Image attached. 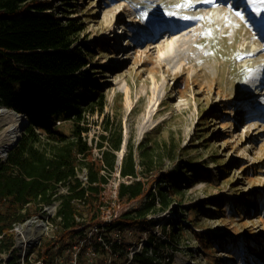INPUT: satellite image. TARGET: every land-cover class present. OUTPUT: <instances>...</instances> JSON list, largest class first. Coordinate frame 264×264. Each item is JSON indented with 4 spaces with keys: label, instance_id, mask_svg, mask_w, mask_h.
<instances>
[{
    "label": "rangeland",
    "instance_id": "374dc122",
    "mask_svg": "<svg viewBox=\"0 0 264 264\" xmlns=\"http://www.w3.org/2000/svg\"><path fill=\"white\" fill-rule=\"evenodd\" d=\"M41 1L51 3L57 15L62 8L68 9L65 16L82 22L76 44L89 49L91 63L99 72L94 79L105 104L102 112L85 114L88 144L95 146L106 127L120 130L118 168L128 145L136 156L141 143H167L175 152L174 160H164L161 169L166 181L173 184L170 176L178 166L189 165L203 176L192 177L185 171L186 179L179 181L172 203L149 214L143 229L125 234L129 256L152 233L166 242L160 251L163 263L264 264V4L65 0L68 5L64 6V0ZM255 8L262 14L253 13ZM237 10L243 19L235 15ZM124 27L131 28L137 38L125 36ZM180 40L185 43L168 55L166 46ZM256 93L261 94L257 100ZM15 124L12 112L0 115V145L15 144L13 137L19 136ZM58 127L68 134L71 123L61 122ZM93 157H99L97 149ZM209 173L213 180L205 177ZM77 175L86 182L84 171ZM148 176L150 182L154 176ZM126 180L116 170L105 186L104 222L140 208L141 200H116L118 183ZM65 191L64 186L58 187V194ZM52 203L50 215L44 211L46 205L28 218L45 221L40 239L29 244V233L21 236L18 227L28 219L16 225L14 246L0 253V264H24L25 256L34 255L29 250L51 236L50 220L59 201ZM172 221L181 227L177 243L163 232L171 229ZM209 237H217L218 242L207 247ZM73 249L70 264H75L78 247ZM107 264L114 263L108 260Z\"/></svg>",
    "mask_w": 264,
    "mask_h": 264
},
{
    "label": "trees",
    "instance_id": "16d2710c",
    "mask_svg": "<svg viewBox=\"0 0 264 264\" xmlns=\"http://www.w3.org/2000/svg\"><path fill=\"white\" fill-rule=\"evenodd\" d=\"M63 5L68 3L64 0ZM53 11L47 1L0 0V106L23 114L26 120L16 143L0 162V253L13 248L14 225L57 200L50 220L51 236L29 250L34 255L25 256L24 264H70L74 247H78L75 264H107L108 260L114 264H167L160 256L165 240L149 233L142 247L129 256L124 236L143 229L149 214L172 203L179 181L186 179L185 171L192 177L203 176L189 165L178 166L177 173L170 176L173 184L166 181L161 169L164 160H174L175 152L167 143H141L136 156L134 147L128 145L118 168L120 130L106 127L95 146L88 144L85 114L102 112L105 104L94 79L99 72L91 63L89 49L76 44L82 22L65 16L68 9L62 8L60 16ZM61 122L71 123L68 134L59 129ZM94 149L99 157H93ZM116 170L120 178L127 179L118 183L116 200H141V206L104 222L103 192ZM82 171L85 183L77 175ZM148 175L154 176L150 182ZM205 177L213 180L212 173ZM59 186L66 188L65 193L58 194ZM170 227L163 232L177 243L181 227L175 221ZM215 241L217 237H209L207 247Z\"/></svg>",
    "mask_w": 264,
    "mask_h": 264
},
{
    "label": "bare ground",
    "instance_id": "6f19581e",
    "mask_svg": "<svg viewBox=\"0 0 264 264\" xmlns=\"http://www.w3.org/2000/svg\"><path fill=\"white\" fill-rule=\"evenodd\" d=\"M257 2H258V0H257ZM253 13H255V12L253 11ZM158 26H160V25H158ZM155 27H157V26H154V28ZM189 30L190 29H188L187 32ZM123 31L125 32V34H128L130 39L137 38V35L134 34V32L131 30V28H129V27L125 28L124 27ZM184 34H186V32H184ZM169 36H171V35H169ZM169 36L167 35V37H169ZM184 43H185V40H180V41H178V43L170 42L166 46L168 55L174 54L177 50V47H179L180 45H182ZM127 44H128V42H127ZM127 46L128 45H126L125 47H127ZM260 96H261L260 93H256L254 95V98L257 100ZM9 111L10 110H7L6 108L0 106V115L4 114V113H10L11 111L10 112ZM16 122H17V125L16 124L14 125V129L16 128V132H19V135H20L23 124H24V117L22 115H20V117L16 116ZM9 147H10V145H0V158L4 157L7 154V152L9 151ZM54 207H55V203H52V204H49L48 206H46L44 209V211L46 212V215H50L52 213V211L54 210ZM18 230H19L22 237H24L25 234L29 233V235L26 237V239L28 240L29 244H33L35 241L40 239V237L44 234V232H45V221L43 219H41V218L39 219L37 217L28 219L18 227Z\"/></svg>",
    "mask_w": 264,
    "mask_h": 264
},
{
    "label": "snow or ice",
    "instance_id": "6c2138e0",
    "mask_svg": "<svg viewBox=\"0 0 264 264\" xmlns=\"http://www.w3.org/2000/svg\"><path fill=\"white\" fill-rule=\"evenodd\" d=\"M204 2L206 3H211L212 0H204ZM258 2L260 4H264V0H258ZM246 3L249 4V5H252L254 3H257V0H246ZM253 11L257 14V15H261L262 14V10L260 8H255L253 9ZM235 15L236 16H240L242 19L244 18L242 15H241V12L239 10L235 11ZM187 19V18H186Z\"/></svg>",
    "mask_w": 264,
    "mask_h": 264
},
{
    "label": "built area",
    "instance_id": "2783aa9c",
    "mask_svg": "<svg viewBox=\"0 0 264 264\" xmlns=\"http://www.w3.org/2000/svg\"><path fill=\"white\" fill-rule=\"evenodd\" d=\"M15 116H18V117H20V115H22L23 117H24V120H25V116L23 115V114H17V113H14V112H12ZM18 135V134H17ZM17 135L15 134L14 135V137H13V142H15L16 143V141H17ZM7 155V154H6ZM6 155H5V157H6ZM84 174H85V172H84ZM19 224H21V223H19ZM16 225H18V224H16ZM16 225H14V227L16 226ZM13 230H14V228H13ZM1 237V236H0ZM24 260V259H23Z\"/></svg>",
    "mask_w": 264,
    "mask_h": 264
},
{
    "label": "water",
    "instance_id": "95a60500",
    "mask_svg": "<svg viewBox=\"0 0 264 264\" xmlns=\"http://www.w3.org/2000/svg\"><path fill=\"white\" fill-rule=\"evenodd\" d=\"M12 112V111H11ZM25 122H26V120H24V124L23 125H25ZM11 148V146L9 147V149Z\"/></svg>",
    "mask_w": 264,
    "mask_h": 264
}]
</instances>
